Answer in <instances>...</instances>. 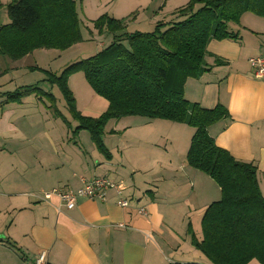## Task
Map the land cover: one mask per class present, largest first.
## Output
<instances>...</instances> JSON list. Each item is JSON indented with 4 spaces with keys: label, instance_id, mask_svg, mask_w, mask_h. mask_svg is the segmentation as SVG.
Returning a JSON list of instances; mask_svg holds the SVG:
<instances>
[{
    "label": "crops",
    "instance_id": "1",
    "mask_svg": "<svg viewBox=\"0 0 264 264\" xmlns=\"http://www.w3.org/2000/svg\"><path fill=\"white\" fill-rule=\"evenodd\" d=\"M188 2H133V32L176 21V11ZM229 30L235 38L208 43L206 71L186 80L184 96L202 108L222 105L227 109L230 117L211 125L208 133L234 158L256 166L264 197V78L255 77L248 62L250 57H264V17L246 12L239 23H229ZM21 68L3 61L0 81L16 85V78L8 76ZM44 82L43 86H50ZM68 84L70 88V80ZM18 85L12 91L22 86ZM71 91L77 106L78 98ZM5 92L0 90V156L4 159L0 164V264H34L41 251H46L49 264H211L191 244L188 230L201 239L203 214L220 199V188L209 175L187 164L192 127L143 117H133V124L125 121L123 132L113 136L117 153L132 169L128 173L112 166L111 152L109 160L92 143L84 148V131H72L78 142L69 128H55L58 120L64 121L54 116L45 97L31 94L19 102L4 103L1 94ZM51 94L70 124L69 112L60 110L59 97ZM82 100L77 110L84 116L98 117L108 107L95 93ZM63 106L67 108L65 101ZM117 129L114 126L105 133H117ZM101 167H111L113 172L101 174ZM99 176L119 186L128 207L116 204L113 191L106 201L80 198L72 210L57 197L43 199L45 191H75L81 178ZM139 208L147 215L139 214Z\"/></svg>",
    "mask_w": 264,
    "mask_h": 264
},
{
    "label": "trees",
    "instance_id": "2",
    "mask_svg": "<svg viewBox=\"0 0 264 264\" xmlns=\"http://www.w3.org/2000/svg\"><path fill=\"white\" fill-rule=\"evenodd\" d=\"M9 22L0 26V57L20 60L35 49L81 38L75 0H11L6 7ZM250 12L264 17V0H189L176 11V21L158 22L151 31L127 32L124 20L107 14L95 21L112 42L96 54L68 65L59 75L43 70L44 79L56 86L72 119L89 132L97 150L109 159L102 136L106 125L125 117L163 119L194 129L186 155L187 164L209 175L220 188L201 220V239L189 229L191 244L211 264H264V197L257 168L234 158L217 146L208 128L230 117L217 105L202 108L184 96L188 78L206 71L204 58L211 40L235 38L229 23H239ZM30 69H36L30 67ZM82 71L93 92L108 107L98 117L82 115L69 88L68 76ZM34 94L45 97L54 116L68 121L56 107L55 97L38 83L21 86L1 96L4 103L19 102ZM200 264V263H176Z\"/></svg>",
    "mask_w": 264,
    "mask_h": 264
},
{
    "label": "rangeland",
    "instance_id": "3",
    "mask_svg": "<svg viewBox=\"0 0 264 264\" xmlns=\"http://www.w3.org/2000/svg\"><path fill=\"white\" fill-rule=\"evenodd\" d=\"M11 0H0V26L9 22V18L7 16L6 7L10 3ZM76 1V10L79 19V29L81 38L79 40H75L69 42L68 37L61 41L59 45H54L51 48L45 49H35L31 53L26 54L20 60H9L7 57H0V66L6 60L10 61L11 63H15L16 65L19 64L22 68L20 71L15 73H11L12 76H8L11 78L14 76L16 78L15 82L16 85L13 84H5V82L0 81V90L2 91H12L15 86H22L27 85H34L37 82H40V85L43 89L46 90L48 87L51 90V93H55L59 97V104H57L58 108L62 110L65 114H68L67 108L63 106L64 100L60 94V91L56 86H48L45 84L44 80L48 77L47 74L44 73L43 70H46L53 75H59L68 65L75 63L77 61L86 59L100 50L104 49L106 46L111 44L112 42V35L107 33L106 31L101 33L99 28H97L95 21L99 19L102 15L113 14L119 19L124 20L125 27H129L127 32H133V2L137 0H75ZM126 27V29H127ZM104 43L105 46H101L100 44ZM6 59V60H5ZM35 67L36 69H30V67ZM68 80H70V88L74 91L78 98L77 106L79 108L83 105V98H88L94 94L91 86L87 83L84 78V74L82 71H73L69 74ZM5 84V85H4ZM43 84V85H42ZM39 86V87H41ZM76 106V107H77ZM129 119V120H126ZM115 121V122H114ZM110 124L107 125L105 129L113 128L116 126L117 133L115 131L106 132L103 134L102 138L104 140V145L108 150L111 158L113 155L112 166L115 165L116 168L122 169L125 172H130L132 169H129V166L124 163L123 159H121L120 155L117 153V137H114V134H121V131L125 121H132L133 124V117H125L120 118L118 120H114ZM78 125V122L74 119L71 120L69 125H66L64 122L58 120V125L55 128L62 127L63 129L69 128L71 137H74L78 140V137H75L72 131L75 130V127ZM47 128L50 129V126L47 125ZM84 131L85 136L81 138V145L84 148H87V143H92L93 149H95L96 144L93 143L91 140L90 134L88 131L80 129L79 131ZM78 131V132H79ZM105 138V139H104ZM1 142V139H0ZM79 142V140H78ZM118 148V146H117ZM97 149V147H96ZM112 155H111V153ZM101 154V153H100ZM102 155V154H101ZM2 156V155H1ZM0 156V164L4 161V159ZM103 156V155H102ZM104 157V156H103ZM105 158V157H104ZM13 159V158H10ZM8 160V159H7ZM94 163H96L94 161ZM121 164L122 166H119ZM18 167V166H17ZM107 170H111V167L104 168L101 167L100 173L103 174L107 172ZM135 172L133 171V175ZM112 177V176H108ZM254 264H259L255 261Z\"/></svg>",
    "mask_w": 264,
    "mask_h": 264
},
{
    "label": "built area",
    "instance_id": "4",
    "mask_svg": "<svg viewBox=\"0 0 264 264\" xmlns=\"http://www.w3.org/2000/svg\"><path fill=\"white\" fill-rule=\"evenodd\" d=\"M248 62L253 70L255 77L264 78V57H250ZM113 191L118 197L116 204L120 208L128 207V201L122 197V192L119 186L110 179L99 176L94 177L91 180L81 178V186L75 191H65L59 188H53L43 193V199L45 201L50 200L52 197H57L61 205L65 206L67 210L74 209L80 198L88 200H101L106 201L108 192ZM138 213L141 215H147L144 208H139ZM34 264H49L47 261L46 251L38 253L34 260Z\"/></svg>",
    "mask_w": 264,
    "mask_h": 264
}]
</instances>
